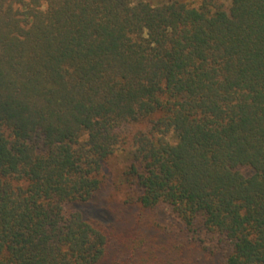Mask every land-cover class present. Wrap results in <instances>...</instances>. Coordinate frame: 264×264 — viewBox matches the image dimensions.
<instances>
[{
	"label": "trees",
	"instance_id": "obj_1",
	"mask_svg": "<svg viewBox=\"0 0 264 264\" xmlns=\"http://www.w3.org/2000/svg\"><path fill=\"white\" fill-rule=\"evenodd\" d=\"M130 123L134 201L264 264V0H0V264L104 261L72 206Z\"/></svg>",
	"mask_w": 264,
	"mask_h": 264
},
{
	"label": "rangeland",
	"instance_id": "obj_2",
	"mask_svg": "<svg viewBox=\"0 0 264 264\" xmlns=\"http://www.w3.org/2000/svg\"><path fill=\"white\" fill-rule=\"evenodd\" d=\"M218 2L228 8L231 0ZM149 129L147 123L128 124L123 129L128 146L119 148L107 161L100 190L90 202L72 206L107 235V256L101 264H220L222 255L209 254L203 245L188 241L190 235L182 231V225L167 209L150 211L134 201L136 192L125 183L131 158L130 140L136 133H148Z\"/></svg>",
	"mask_w": 264,
	"mask_h": 264
}]
</instances>
